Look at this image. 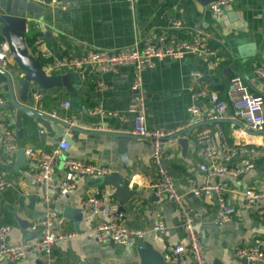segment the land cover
Masks as SVG:
<instances>
[{
  "label": "crops",
  "instance_id": "0c3cea01",
  "mask_svg": "<svg viewBox=\"0 0 264 264\" xmlns=\"http://www.w3.org/2000/svg\"><path fill=\"white\" fill-rule=\"evenodd\" d=\"M46 1L39 4L30 0H0V14L26 20L27 49L43 72L47 76H62L66 81L44 93L31 83L26 93L31 101L28 104L20 98L19 80L24 73L11 55L7 68L0 70V119L15 131L17 138V150L11 157L1 149L0 142V175L9 183L8 188L0 191V226L9 227V241L18 244L39 240L42 228L32 230L31 226L52 209L56 213L52 231L72 236L52 246L49 264H170L163 258L167 247L186 245V233L180 227L177 208L148 188L156 173L150 142L131 133L130 86L134 70L123 67L112 74L85 67L73 71L54 68L52 62L89 50L129 49L154 42L160 34L188 40L202 32L208 35V53H189L180 60L165 59L154 69L143 70L139 73V93L148 130L183 128L177 141L164 147V153L173 154L168 168L184 204L192 208L206 263L242 264L234 257V247L264 241V212L259 215L245 208L242 196L249 187L264 189V135L242 139L259 151L255 167L237 180L228 181L225 201L235 208V216L229 224H216L215 197L197 198L191 193L194 186L204 181L203 173L198 171L202 156L196 142L215 135L208 119L212 110L208 98L196 94L207 89L226 99L230 79L239 76L248 92L260 96L264 103V84L253 74V65L264 67V0H232L218 20L195 0H56L55 4ZM175 21L180 23L178 27L171 25ZM36 40L41 41L40 46L35 44ZM2 45L7 46L4 40ZM42 51L48 52L47 58L41 56ZM99 83L106 88H98ZM65 102H69L68 108L64 107ZM192 104L199 108L197 115L187 111ZM31 110L45 117V122ZM120 115L125 119L121 120ZM65 121L74 123L68 136L62 126ZM220 126L227 141L235 143L238 123L230 112ZM62 138L69 145L63 157L106 167L110 173L103 177H78L74 188L51 204L45 201L33 179L34 161L23 150L50 152ZM62 174L59 162L49 191L51 197ZM89 195L119 202L127 226L144 231L143 238L130 239L125 245L94 241L91 229L97 219L81 207V201ZM156 221L164 223L161 233L151 230ZM1 264L44 263L32 255ZM179 264L193 263L186 255Z\"/></svg>",
  "mask_w": 264,
  "mask_h": 264
},
{
  "label": "built area",
  "instance_id": "2783aa9c",
  "mask_svg": "<svg viewBox=\"0 0 264 264\" xmlns=\"http://www.w3.org/2000/svg\"><path fill=\"white\" fill-rule=\"evenodd\" d=\"M39 4H46V0H30ZM132 1V0H131ZM55 4L56 0H50ZM232 0H216L208 4L207 10L218 20ZM172 26L178 27L179 22H172ZM208 35L198 32L188 40H180L176 36L160 34L154 42H144L142 45H134L125 50L95 51L89 50L80 56H67L54 60V68L66 67L73 71H80L85 67H94L101 73L117 74L120 68L130 67L134 70V77L130 86L133 93V105L129 109L132 113L133 136L148 139L151 147V163L155 167V175L149 181L148 188L158 197L173 204L180 216V227L186 233V245L169 246L163 258L170 264L184 262L189 255L193 264H207L196 223L192 216V208L183 202L182 195L178 192L172 174L169 171V162L173 154L164 153V147L177 141L183 128L170 130H148L145 126V109L143 97L139 93L141 79L139 73L146 69H154L156 64L165 60H180L189 53H208ZM36 45H41L36 40ZM42 57L47 58L48 52L42 51ZM10 53L7 46L0 47V70L8 66ZM253 74L256 79L264 84V67L253 65ZM100 89L106 85L99 83ZM207 97L212 107L208 117L215 130V135H209L197 140L200 148L202 162L198 165V171L203 173L204 181L191 190L193 196H214L217 204L215 223L219 225L229 224L235 216V208L225 201V193L229 189L230 180H237L255 167V159L258 154L256 147H250L242 139L251 135H264V103L260 96L248 92L243 80L239 76H233L226 90V99L219 97L215 91L207 89L199 90L196 97ZM193 96V98H196ZM0 98V103H1ZM69 102L64 107L68 108ZM98 112H102L99 108ZM193 115L199 113V108L192 104L187 109ZM230 112L237 121V137L235 143H229L221 130V122ZM113 114V113H108ZM113 115H117L114 113ZM55 114H51L54 119ZM119 118H125L120 115ZM68 136L73 130V121L62 123ZM62 138L56 148L50 152H34L27 148L23 150L26 157L32 159L35 164L33 172L34 181L40 186L45 201L54 204L61 196H65L74 188V182L78 177H103L110 173L106 167L84 163L75 159L63 157L68 150V142ZM16 133L9 128L6 122L0 119L1 149L8 157L17 150ZM61 163L62 178L56 185L54 196L49 195L51 183L55 175V168ZM191 182V181H189ZM9 183L0 175V191L8 188ZM244 206L250 211L263 214L264 189L246 188L242 194ZM82 210L93 219H97L91 229V237L97 243L109 241L116 245H125L130 239H142L144 231L129 228L126 224L125 214L119 202L104 200L96 195H89L81 201ZM56 217L55 211L49 210L44 218L31 226L32 230L41 227L42 236L37 241H25L14 244L9 241V227L0 226V264L1 262H17L29 256H36L42 263L49 264L48 256L52 246L59 240L72 236L52 231V223ZM100 221H99V220ZM151 230L161 233L165 230L164 223L156 221ZM234 257L238 261L245 260L246 264H264V241H256L253 245L235 246Z\"/></svg>",
  "mask_w": 264,
  "mask_h": 264
},
{
  "label": "water",
  "instance_id": "95a60500",
  "mask_svg": "<svg viewBox=\"0 0 264 264\" xmlns=\"http://www.w3.org/2000/svg\"><path fill=\"white\" fill-rule=\"evenodd\" d=\"M195 1L207 6L216 0ZM25 31L26 20L24 18L9 14H0V36L6 42L13 61L24 73L23 77L19 80L21 88L20 98L22 101H26L28 104H31L30 99L26 98V93L31 83L35 84V87L39 92L44 93L48 89L62 86L66 83V81L62 76H47L43 72L39 62L29 54L25 42ZM31 112L39 115V119L42 122H45V117L34 110H31ZM241 263L246 264V261L242 260Z\"/></svg>",
  "mask_w": 264,
  "mask_h": 264
},
{
  "label": "trees",
  "instance_id": "16d2710c",
  "mask_svg": "<svg viewBox=\"0 0 264 264\" xmlns=\"http://www.w3.org/2000/svg\"><path fill=\"white\" fill-rule=\"evenodd\" d=\"M3 42V38L0 36V44Z\"/></svg>",
  "mask_w": 264,
  "mask_h": 264
}]
</instances>
